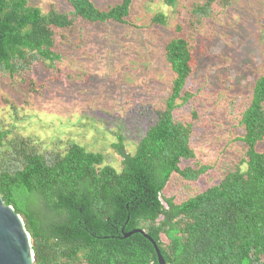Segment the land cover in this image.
<instances>
[{"label":"trees","instance_id":"1","mask_svg":"<svg viewBox=\"0 0 264 264\" xmlns=\"http://www.w3.org/2000/svg\"><path fill=\"white\" fill-rule=\"evenodd\" d=\"M65 1L71 15L42 13L27 0H0V77L22 78L34 67L51 70L61 60L54 28L70 29L77 19L126 25L133 0L105 10L91 0ZM216 1H196L191 24H200ZM150 22L167 25L168 18L159 13ZM191 51L183 37L166 44L164 57L174 74L170 93L134 152L126 151L118 136L112 145L118 169L80 144L50 150L0 129V196L23 221L34 264H157L147 239L139 233L125 237L134 229L156 243L165 264H264V151H256L264 142V73L241 114L245 134L239 140L247 152L234 170L180 202L163 194L173 175L196 182L211 169L182 166L195 157L191 125L173 117L178 101L192 96L183 91L192 72ZM30 84L40 92L41 84Z\"/></svg>","mask_w":264,"mask_h":264},{"label":"rangeland","instance_id":"2","mask_svg":"<svg viewBox=\"0 0 264 264\" xmlns=\"http://www.w3.org/2000/svg\"><path fill=\"white\" fill-rule=\"evenodd\" d=\"M91 1L99 10L120 2ZM196 1L133 0L126 25L77 19L70 29L54 28L61 60L51 70L34 67L22 78L0 77V129L50 150L80 144L118 169L112 145L121 136L124 149L134 152L154 124L174 79L165 46L183 37L192 50V72L183 91L192 96L178 101L173 117L191 125L195 157L182 166L200 163L211 169L196 182L173 175L163 194L180 202L217 185L247 152L239 140L245 134L239 121L254 82L264 73V0H220L221 5L217 0L195 27L191 10ZM27 2L45 14L51 9L73 13L65 0ZM159 13L168 18L167 25L151 24ZM30 81L42 85L39 93ZM256 151H264V142Z\"/></svg>","mask_w":264,"mask_h":264},{"label":"water","instance_id":"3","mask_svg":"<svg viewBox=\"0 0 264 264\" xmlns=\"http://www.w3.org/2000/svg\"><path fill=\"white\" fill-rule=\"evenodd\" d=\"M139 233L152 245L157 264H165L156 243L141 229L127 233ZM0 264H34L30 235L25 229L21 217L11 206L4 204L0 196Z\"/></svg>","mask_w":264,"mask_h":264}]
</instances>
